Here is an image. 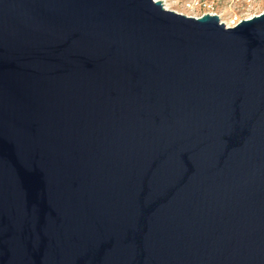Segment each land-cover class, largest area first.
Wrapping results in <instances>:
<instances>
[{
	"label": "water",
	"instance_id": "95a60500",
	"mask_svg": "<svg viewBox=\"0 0 264 264\" xmlns=\"http://www.w3.org/2000/svg\"><path fill=\"white\" fill-rule=\"evenodd\" d=\"M0 264H264V10L0 0Z\"/></svg>",
	"mask_w": 264,
	"mask_h": 264
},
{
	"label": "rangeland",
	"instance_id": "374dc122",
	"mask_svg": "<svg viewBox=\"0 0 264 264\" xmlns=\"http://www.w3.org/2000/svg\"><path fill=\"white\" fill-rule=\"evenodd\" d=\"M161 1V0H160ZM203 2L212 3L214 12L219 16V19L224 24H230L234 17L238 20L249 19L259 15L264 10V0H201ZM164 7L176 13L198 17L203 13L202 9L196 8L191 10L187 8L189 0H162ZM226 26V25H225Z\"/></svg>",
	"mask_w": 264,
	"mask_h": 264
},
{
	"label": "built area",
	"instance_id": "2783aa9c",
	"mask_svg": "<svg viewBox=\"0 0 264 264\" xmlns=\"http://www.w3.org/2000/svg\"><path fill=\"white\" fill-rule=\"evenodd\" d=\"M187 8L191 9V10H195L196 8L198 9H202L203 13L201 16L205 15V14H209V15H216V12H214V6L212 3H208V2H203L201 0H189V2L187 3ZM201 16L198 17H194V18H200ZM219 17V16H218ZM241 21L238 20L237 17H234L230 24H225L227 28H233L236 25H238Z\"/></svg>",
	"mask_w": 264,
	"mask_h": 264
},
{
	"label": "bare ground",
	"instance_id": "6f19581e",
	"mask_svg": "<svg viewBox=\"0 0 264 264\" xmlns=\"http://www.w3.org/2000/svg\"><path fill=\"white\" fill-rule=\"evenodd\" d=\"M162 1V0H161ZM164 5V4H163ZM165 9H167L168 10V7H165ZM224 24V23H223Z\"/></svg>",
	"mask_w": 264,
	"mask_h": 264
}]
</instances>
